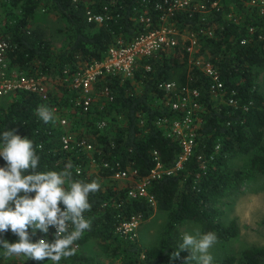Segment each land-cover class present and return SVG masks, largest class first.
I'll return each mask as SVG.
<instances>
[{
    "label": "trees",
    "instance_id": "1",
    "mask_svg": "<svg viewBox=\"0 0 264 264\" xmlns=\"http://www.w3.org/2000/svg\"><path fill=\"white\" fill-rule=\"evenodd\" d=\"M2 1L21 10L0 31L12 44L8 51L10 65L36 73L48 72L53 64L57 66L55 76L58 77L64 66L74 69L85 61L101 59L109 44L118 38L127 42L156 26L158 16L166 7L162 0ZM200 1L209 5L214 0ZM229 2L234 6L230 10L232 17L226 11ZM219 3L218 9L210 7L203 13L192 10L189 14L188 10L175 9L169 14L168 22L181 33L179 42L139 58L132 77L122 78L117 73L100 78L97 85L106 82L114 95L110 101L101 95L105 101L101 107L93 103L87 112H82L75 106L79 121L69 122L68 130L83 122L82 132L80 128L72 131L76 137L84 136L92 143L97 169L88 167L89 159L84 153L61 147L60 134L65 127L59 123L57 113L62 111L63 104L72 103L65 95L69 92L73 96L72 90L56 84L62 94L50 89L47 100L35 92L16 91L7 105L0 103V146L6 130L15 129L22 138L31 139L40 157L37 172H59L71 161L74 179L100 183L102 178H113L112 173L117 169L132 167L136 177H143L157 161L164 168H174L149 181L147 190L153 201L144 196H128L131 185L127 183L101 185L100 191L90 195L92 208L85 213L92 222L91 230L75 243L76 255L62 259L60 264H185L189 255L172 259L183 234L177 225L185 220L198 224L202 234L216 233L218 239L237 235L234 218L226 223L222 221L221 204L224 197L234 195L243 187L251 170L264 175V95L257 80L259 72L264 70V12L244 0H219ZM104 6L109 18L101 23L87 20L88 9L102 12ZM40 7L54 11L66 22L71 37L63 49L49 48L40 24L29 28L30 19ZM142 13L150 15L149 24L140 20ZM189 33L197 39L191 52L187 50L189 40L184 38ZM198 56L210 60L217 70L222 81L217 97L209 89V76L193 62ZM162 80L198 90L199 108L191 122L195 144L179 168L175 164L183 153L182 146L177 137L165 134L168 122L164 126L157 123L158 116L174 119L181 115L167 103L165 90L158 86ZM137 81L140 88L135 87ZM54 104L58 106L57 119L44 123L36 114L37 108L51 109ZM99 119L106 122L101 129L96 127ZM240 153H251L249 167L230 163ZM6 165L0 156V167ZM77 165H80L79 172ZM30 195L34 197L35 193ZM60 206L63 209L62 203ZM156 209L166 212L165 222L155 242L141 245L133 231L125 230L122 224L132 216L145 220ZM28 231L32 233L31 228ZM55 233L54 226H50L47 234L37 230L32 242L41 238L53 242ZM3 236L19 240L10 229L0 233V238ZM89 240L96 241L100 253L111 259L109 263L81 249ZM234 263L264 264V245H250L237 254L213 258V264ZM23 264L42 263L26 258Z\"/></svg>",
    "mask_w": 264,
    "mask_h": 264
},
{
    "label": "built area",
    "instance_id": "2",
    "mask_svg": "<svg viewBox=\"0 0 264 264\" xmlns=\"http://www.w3.org/2000/svg\"><path fill=\"white\" fill-rule=\"evenodd\" d=\"M254 6L259 12H264V0H244ZM165 5L164 11L158 16L159 23L136 34L131 40L124 42L118 38L116 42L109 44L105 55L101 59H93L85 61L80 66L71 69L64 66L61 70L60 77L55 78L57 84L65 86L74 92L72 100L82 112H87L92 104V97L96 91L103 95L105 100L113 99L111 87L105 83L97 85L100 78L107 74H119L122 78L132 77L138 59L142 56H149L154 52L162 49L165 46H173L179 42L181 33L168 22L169 14H172L175 9L188 10L191 14L192 10L200 13L209 11L212 8L220 7L219 0L212 1L209 5L205 1L200 0H162ZM161 7L160 4H156ZM104 11H86L87 20L95 23H101L109 18L107 8L104 6ZM231 16L230 14H228ZM232 17V16H231ZM235 19V17L233 18ZM140 20L149 24L151 22L150 15L142 13ZM189 44L187 50L192 51V47L196 43V37L193 33L187 34ZM12 44L7 37L0 34V97L6 96L16 91L35 92L40 95L43 100L49 98V76L47 72L29 73L16 69L10 65L8 51ZM193 62L199 66L210 78L209 89L211 93H217L222 87V81L218 77L217 70L210 60H204L200 56L196 57ZM158 86L163 88L167 94V103L174 110L181 112L180 117L170 119L167 116H158L157 123L159 125H167L165 134L167 136H175L178 138L182 146L183 153L178 157L175 168L181 166L183 159L192 152L194 141V131L191 127V122L195 111L199 108L198 90L183 85L178 86L175 81H159ZM231 101V100H230ZM57 104L51 106V109L56 111ZM59 123L65 127L67 118L64 116L58 117ZM104 119H99L96 122V127L101 129L105 126ZM61 147L66 150H92V143L84 136H73L66 128L60 134ZM93 158V157H92ZM157 159V156H155ZM107 165V163H104ZM174 168H164L160 162L150 172L143 177H136V170L132 167L117 169L112 173L113 177L125 178L131 177L134 181V186H129L127 195L130 197L144 196L153 201V196L148 192L147 186L152 178L160 176L163 172H170ZM77 172L80 171V165H77ZM64 208V207H63ZM137 217L132 216L130 221L122 224L125 230H132L135 226ZM56 230V228L54 227ZM57 231V230H56ZM133 231V230H132Z\"/></svg>",
    "mask_w": 264,
    "mask_h": 264
},
{
    "label": "clouds",
    "instance_id": "3",
    "mask_svg": "<svg viewBox=\"0 0 264 264\" xmlns=\"http://www.w3.org/2000/svg\"><path fill=\"white\" fill-rule=\"evenodd\" d=\"M36 114L44 123L57 119L55 111L47 106H39ZM2 141L0 156L7 165L0 167V233L10 229L19 237L16 243L0 239L3 257H26L35 261L48 259L53 264L73 257L76 255L75 243L91 230L92 222L85 213L92 208L90 195L100 191L101 184L97 180L85 182L74 179L71 161L59 172L35 171L40 157L34 143L16 134L15 129L4 131ZM31 193H35L34 197ZM50 226L57 230L53 242L44 238L32 242L37 230L47 234ZM29 228L32 229L31 234ZM217 242L216 233L211 231L203 234L198 230L195 234L185 232L172 259H178L180 252L187 250L190 255L185 264L190 261L213 264L210 249Z\"/></svg>",
    "mask_w": 264,
    "mask_h": 264
},
{
    "label": "rangeland",
    "instance_id": "4",
    "mask_svg": "<svg viewBox=\"0 0 264 264\" xmlns=\"http://www.w3.org/2000/svg\"><path fill=\"white\" fill-rule=\"evenodd\" d=\"M221 4V3H220ZM226 10L228 14L234 16L230 10L232 9L233 4L229 2ZM45 7L37 8L34 12L33 17L30 19L29 28H33L34 25L40 24L45 31V40L49 45L51 50L63 49L68 43V38L71 37L69 33V29L67 27L66 22L63 21L61 17H59L54 11L44 9ZM20 7L16 5L5 3L0 0V31L5 29L6 23L11 22V19L15 17V15L21 14ZM4 34V33H3ZM6 34V33H5ZM7 35V34H6ZM187 38V35L184 36ZM122 39V38H121ZM123 40V39H122ZM197 43V42H196ZM195 43V44H196ZM194 44V45H195ZM194 46L192 47V51ZM204 60H208L207 58L200 56ZM25 71V69H22ZM57 66L51 64L48 68V84L49 88L53 91H57L59 94H62V89L57 86L58 84L54 80L58 76L57 74ZM259 89L264 95V70H261L257 77ZM138 82V81H137ZM135 87L140 88V82L137 83ZM57 84V85H56ZM214 97H217L218 93H213ZM66 96L69 97L70 103L69 105L63 104L62 111L58 112L57 115L64 116L67 118V124L65 128L68 130L69 122L79 121L77 115L79 112L77 108H75V104L72 100V95L69 92H66ZM99 91H96L94 96L92 97V104L96 103L97 106L101 107L105 101H102L100 97ZM13 97V93L8 94L6 96L0 97V103L3 105H7L9 101H11ZM155 101H159L158 98H155ZM60 113V114H59ZM106 121L108 117L106 116ZM83 125V126H82ZM84 124L75 126L74 129H69L73 136L76 135V132L72 130H77L80 128V132L84 130ZM78 132V131H77ZM84 153L88 157L89 168L97 169V162L92 158L91 150H79ZM251 153H240L236 157L230 160V163L234 166H238L241 168L249 167V158ZM113 177V176H111ZM130 184L134 186V181L131 177L128 179L125 178H102L100 180V184L103 185H123ZM20 195H23L21 193ZM222 207L224 208V213L221 216V219L224 223L228 222L231 218L236 220L238 226V233L236 236L230 239H218V242L210 249V254L214 257H220L225 254H237L242 248L250 246V245H264V175L258 173L256 171L251 170L250 177L247 178L244 182L243 187L234 195L224 197L222 199ZM14 207V204L12 205ZM166 219V212L162 210H155L153 214L145 219V220H137L135 226H133V234L138 239L141 245H149L156 241L158 232L162 228ZM177 228L185 233L195 234V231L198 230L200 232L199 225L193 221L185 220L182 223L177 225ZM201 233V232H200ZM0 239L7 240L9 243L18 242L17 239L10 238L9 236H3ZM81 249L87 253L95 254L96 257L106 263H109L111 259L102 255L99 249L96 246L95 240H89L86 242ZM3 249H0V264H23L26 257H9L5 258L2 255ZM180 255H190V251H181ZM42 264H53L52 261L43 260ZM236 264V263H234Z\"/></svg>",
    "mask_w": 264,
    "mask_h": 264
}]
</instances>
